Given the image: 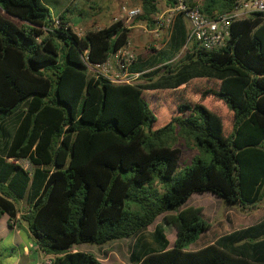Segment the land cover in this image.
<instances>
[{"label":"trees","instance_id":"obj_1","mask_svg":"<svg viewBox=\"0 0 264 264\" xmlns=\"http://www.w3.org/2000/svg\"><path fill=\"white\" fill-rule=\"evenodd\" d=\"M182 1L214 18L239 0ZM138 5L136 20L151 28L157 0ZM67 11L0 0V215L14 218L23 199L19 217L50 264H101L76 246L133 237L167 212L172 246L156 224L149 242L134 241L129 264H264V218L187 250L209 225L199 207H181L192 193L241 212L264 200V13L232 18L222 46L193 42L172 65L187 37L178 12L163 45L130 64L140 74L128 84L92 75L82 59L104 61L128 29L117 20L77 36ZM193 80L213 82L196 92L218 108L187 96L154 128L156 97L148 102L142 93L186 91ZM178 139L196 154L176 172Z\"/></svg>","mask_w":264,"mask_h":264},{"label":"rangeland","instance_id":"obj_2","mask_svg":"<svg viewBox=\"0 0 264 264\" xmlns=\"http://www.w3.org/2000/svg\"><path fill=\"white\" fill-rule=\"evenodd\" d=\"M42 2L47 6L50 13L53 15L67 8L68 11L66 12V15L73 22H71V29L72 31L78 33L80 36L88 30L102 28L104 26H107L111 22L119 20V7L121 5H124L126 7L138 5V0H42ZM157 4L160 12L163 11V9L165 8V6L163 5V0H157ZM122 20L123 18H121L120 20L123 23ZM14 21L17 22V20L15 19ZM140 23L141 22L136 20V18L124 22V27L128 29L127 41L129 43V48L134 53L135 59H144L154 53L163 45V42L166 40V37L168 35V32L164 30L161 31L158 36H154L152 33L147 31L148 27H146V30L140 27L138 25ZM192 43L193 41L188 40L186 37L182 47L171 58L170 61L172 65H176L184 59L186 51ZM161 73L162 70H160L158 74L160 75ZM156 78L157 77L155 76L153 79ZM212 84L213 82L210 80H193L189 82L186 91L163 89L166 92L160 95L154 93H146L149 91H144L142 95L148 102L150 101V98L156 97L157 100L156 107H150V110L155 115V122L152 124V126H154L155 128L157 124L163 123V119L165 120V118L169 115L170 110L175 108V104L178 102H183V100L181 99L186 98L187 96L191 100L195 97L196 101H199L200 103H209L216 109L217 105L212 103L209 100L208 96H201V94L196 92V89L199 85L211 86ZM214 108H212V110H214ZM175 145L180 149V156L176 166L177 172L189 163L191 157L196 154V149L192 144L186 143L182 139H178ZM15 162L19 163L26 169L30 168V164L26 159H19ZM185 206L199 207L201 209L202 219L205 220L209 225V228L206 231L199 234L196 240L188 244L187 250H194L211 240L212 238L210 237V235H214L215 237L219 234L232 230L233 228L244 226L246 223H248L246 217L251 213H256L258 210H260L264 206V200L261 201V203H259L255 208L247 212H241L237 209V207L226 205L221 199L211 195L210 193H192L181 207ZM25 208L26 204L24 200L22 199L20 202L18 201V209L23 212ZM170 214H172V212L158 215L150 225H148L133 237L118 239L103 244L102 246L106 250L109 249L112 250V252L114 251L113 263L127 264L128 254L134 241L136 239H140L144 242H149L150 239L148 234L153 231V228L156 224L161 225L163 233L167 240V246H172L174 238V228L171 224L165 221V218ZM102 246L98 248V246L94 244L82 243L77 245L76 249L95 256L96 254L101 253ZM154 251H157V249H154ZM102 252L106 251L103 250ZM42 263H44V259Z\"/></svg>","mask_w":264,"mask_h":264},{"label":"built area","instance_id":"obj_3","mask_svg":"<svg viewBox=\"0 0 264 264\" xmlns=\"http://www.w3.org/2000/svg\"><path fill=\"white\" fill-rule=\"evenodd\" d=\"M178 12H181L187 21V39L195 42L200 49L210 50L220 47L226 42L229 37V24L232 18L244 17L249 12L264 13V0H239L231 12L218 14L214 18L200 12L197 5L188 7L182 0H176L173 5L164 8L156 15L149 32L158 36L161 31H166ZM140 13L139 5L132 7L121 5L118 19L120 21L123 18V23H121L124 26V22L134 19ZM53 24H57L56 17L53 18ZM74 33L80 36L78 33ZM82 59L86 69L92 75H100L113 83H134L140 74L138 71L129 70L130 64L135 60V55L129 48L128 41L102 62L91 63L85 55ZM9 224L14 226L15 218L10 219ZM52 258L50 255L44 260V264H50Z\"/></svg>","mask_w":264,"mask_h":264},{"label":"crops","instance_id":"obj_4","mask_svg":"<svg viewBox=\"0 0 264 264\" xmlns=\"http://www.w3.org/2000/svg\"><path fill=\"white\" fill-rule=\"evenodd\" d=\"M186 24H187V21H186ZM138 25L144 28V30H146V26L144 25L143 22H141ZM150 29L151 28H147V31L149 32ZM166 31L168 32L169 28ZM187 31H188V24H187ZM20 201L21 200H19V202ZM20 213L21 211L16 213L14 217L15 218L14 226H11L9 224L10 219L6 213H2L0 215V264H42L43 259L45 260L50 255L45 254L39 249L31 233L29 232L26 223H24V221L20 219L19 217ZM246 218L248 220V223H246L242 227L233 228L232 230L244 228V227L256 224L257 222L261 221L264 218V206L260 210H258L256 213H251ZM232 230H229L227 232H230ZM227 232H224V233H227ZM219 235L215 237L214 235H210L212 239L209 240L206 244L213 242L215 238H217ZM102 245H97V246L99 248ZM204 245H201V246H204ZM103 250H105L106 252H102ZM113 252L112 250H109V249L106 250L102 246L101 253L96 254L94 257L101 264H114L113 263L114 261ZM127 264H129V262Z\"/></svg>","mask_w":264,"mask_h":264}]
</instances>
